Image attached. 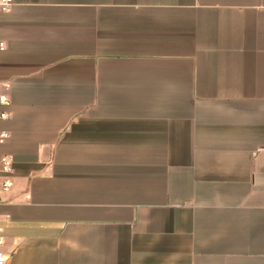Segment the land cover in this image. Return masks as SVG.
<instances>
[{
  "label": "crops",
  "instance_id": "obj_1",
  "mask_svg": "<svg viewBox=\"0 0 264 264\" xmlns=\"http://www.w3.org/2000/svg\"><path fill=\"white\" fill-rule=\"evenodd\" d=\"M0 38L7 264H264V0H14Z\"/></svg>",
  "mask_w": 264,
  "mask_h": 264
},
{
  "label": "built area",
  "instance_id": "obj_2",
  "mask_svg": "<svg viewBox=\"0 0 264 264\" xmlns=\"http://www.w3.org/2000/svg\"><path fill=\"white\" fill-rule=\"evenodd\" d=\"M14 0H0V16L3 14H7ZM6 48L5 42L0 38V52H3ZM10 105L9 96L5 93H0V107L7 108ZM10 113L6 109L0 112L1 120H8L10 118ZM9 138V134L7 132H0V143L6 141ZM13 171V160L10 156L0 155V173L5 175H11ZM13 187V182L10 179H7L3 184V190L9 191ZM6 237L4 236V231L0 228V264H7V256L1 250L5 245Z\"/></svg>",
  "mask_w": 264,
  "mask_h": 264
}]
</instances>
